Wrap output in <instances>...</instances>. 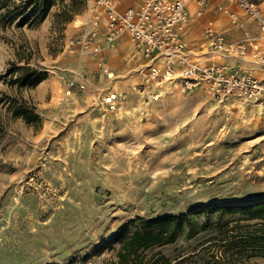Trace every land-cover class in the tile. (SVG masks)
Here are the masks:
<instances>
[{"label":"rangeland","instance_id":"rangeland-1","mask_svg":"<svg viewBox=\"0 0 264 264\" xmlns=\"http://www.w3.org/2000/svg\"><path fill=\"white\" fill-rule=\"evenodd\" d=\"M114 1L117 8L137 2ZM255 1L264 11V0ZM210 2L202 29L212 21L230 43L258 36L256 22L235 6ZM25 6L27 0H0V264H112L114 240L123 228L122 236L133 230L131 221L183 216L176 241L151 255L160 252L171 264H264V256L239 245L214 244L247 223L239 213L206 212L264 200L258 105L233 96L220 101L204 84L186 89L149 79L147 60L127 34L92 53L81 43L93 28L91 0ZM218 6L239 12L238 24ZM202 29L191 41L194 55L221 62L197 49ZM19 57L47 78L19 90L11 72L24 66ZM238 59L239 69L264 79L250 51ZM19 105L38 122L14 118Z\"/></svg>","mask_w":264,"mask_h":264},{"label":"built area","instance_id":"built-area-1","mask_svg":"<svg viewBox=\"0 0 264 264\" xmlns=\"http://www.w3.org/2000/svg\"><path fill=\"white\" fill-rule=\"evenodd\" d=\"M210 1L138 0L136 5L119 10L114 0H91L93 28L81 43L98 54L103 45H110L122 34H127L133 49L147 60L149 79L179 81L186 89L204 84L213 98L221 101L239 97L256 103L264 114V79L249 71H232L224 62L229 58L244 57L250 51L255 62L264 67V52L257 43L264 45V11L255 0H226L242 15L256 22L258 36L230 43L224 32L217 31L212 21H206L201 42L196 47L222 61L200 62L194 55V46L187 39L191 20L189 6L194 4L196 17L202 18ZM218 9L229 17L232 24H238L236 12L222 6ZM71 86L69 83L68 87Z\"/></svg>","mask_w":264,"mask_h":264},{"label":"trees","instance_id":"trees-1","mask_svg":"<svg viewBox=\"0 0 264 264\" xmlns=\"http://www.w3.org/2000/svg\"><path fill=\"white\" fill-rule=\"evenodd\" d=\"M38 2H41L42 6H46V0H38ZM39 3H36L35 0H27V6L23 8V11L26 12L28 11L27 7H32L34 4ZM2 6L6 7L7 5L3 3ZM40 8H36V10L39 11ZM13 10H17V8H13ZM68 12L70 14L72 10ZM24 13H20L17 17ZM68 14L63 16L64 21L68 19ZM29 20V16L23 17L18 25L26 24ZM22 60L25 63L23 67L13 66L11 70L12 73L17 72L13 84H16L19 90L21 88H34L47 78V73L41 71V68L37 66L30 67L28 66V59L19 57V61ZM11 110L14 118L22 117L28 123L38 122V115L24 105L14 106ZM215 210L220 213H239L241 217L239 221L247 223L241 225L239 231L222 234L221 238L217 239L219 241L214 242V244L219 243L222 247L239 245L242 250L250 251L253 256H264V200H253L245 204L216 207L206 212ZM199 212L193 213V215ZM186 220L187 217L184 216L178 218L134 219L130 223L133 226V230L129 234L122 236L123 230L128 228V226L123 228L114 240L115 243L119 244V247L115 252L112 264H171L170 260L161 255L160 252L153 255H151V252L173 244Z\"/></svg>","mask_w":264,"mask_h":264},{"label":"crops","instance_id":"crops-1","mask_svg":"<svg viewBox=\"0 0 264 264\" xmlns=\"http://www.w3.org/2000/svg\"><path fill=\"white\" fill-rule=\"evenodd\" d=\"M213 1V0H212ZM137 2H138V0H137ZM137 2L134 4V5H136L137 4ZM216 2H219V3H217V5L218 4H220V5H222V2H221V0H216ZM211 3V2H210ZM209 3V4H210ZM192 4V3H191ZM191 4H190V8H192V6H191ZM130 6H133V5H129V6H126L125 8H127V7H130ZM125 8H118L119 10H123V9H125ZM91 9H92V6H91ZM236 13H239V12H236ZM239 15H242L241 13H239ZM190 25H189V27H188V31H187V39L189 40V41H194V37H195V35H196V32L197 33H199L200 32V30L202 29L201 28V24L199 25V23H200V20L202 19V18H198V17H196V15H195V13H194V11L192 10V9H190ZM248 25H249V27H250V25H252V26H254L255 27V22H253V21H249L248 20V23H247ZM200 26V27H199ZM200 29V30H199ZM126 36V35H125ZM128 37V36H127ZM199 57H201V56H198V57H196L197 59H200ZM241 58H244V57H241ZM241 58H239V59H241ZM238 59V60H239ZM243 60H245V59H243ZM224 62H226V64L228 65V68L230 69V70H232V71H241V72H246L247 70L245 69V70H242V69H239L238 68V65L236 64V60H233V59H226Z\"/></svg>","mask_w":264,"mask_h":264},{"label":"bare ground","instance_id":"bare-ground-1","mask_svg":"<svg viewBox=\"0 0 264 264\" xmlns=\"http://www.w3.org/2000/svg\"><path fill=\"white\" fill-rule=\"evenodd\" d=\"M111 98H113V97H108V98H107V101H110ZM257 107L259 108V106H257ZM259 110H260V109H259Z\"/></svg>","mask_w":264,"mask_h":264}]
</instances>
